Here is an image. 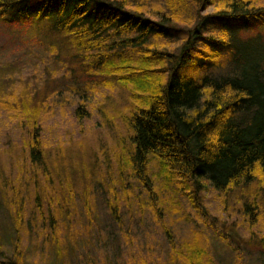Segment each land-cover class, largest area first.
Wrapping results in <instances>:
<instances>
[{
    "label": "trees",
    "instance_id": "1",
    "mask_svg": "<svg viewBox=\"0 0 264 264\" xmlns=\"http://www.w3.org/2000/svg\"><path fill=\"white\" fill-rule=\"evenodd\" d=\"M150 1L0 0V19L9 25L31 23L38 34L54 35L70 58L69 67L84 80L99 73L106 85L116 83L127 90L128 114L122 117L130 133L116 172L122 199H134L139 206L134 213L153 207L161 217L165 208L181 206L184 197L200 211L202 194L214 190L225 198L235 193L254 224L258 207L264 208V189L252 188L264 177V5L259 0H164L170 14L157 22L145 15ZM207 8L214 12L203 15ZM181 16L182 22L189 19V29L178 26ZM216 26L221 29L211 32L219 35L205 37ZM206 61L227 72L207 77ZM86 106L82 95L77 118L89 115ZM23 108L32 109L28 119L35 121L36 107L23 102ZM26 149L31 167L44 174L52 169L39 136L33 135ZM66 167L62 157L54 160V176L61 177ZM71 184H62L64 196L50 199L46 209L37 201L38 210L46 211L41 212L42 221L52 224L48 228L55 227L57 217L66 219ZM118 194L110 188L106 202L121 226ZM216 221L206 219L204 225L216 233ZM14 228L4 229L10 242ZM164 229L173 264L212 263L197 237L182 252L170 226ZM215 236L237 252L230 237ZM4 242L0 237V251ZM2 256L0 264H25L16 250L12 258Z\"/></svg>",
    "mask_w": 264,
    "mask_h": 264
},
{
    "label": "rangeland",
    "instance_id": "2",
    "mask_svg": "<svg viewBox=\"0 0 264 264\" xmlns=\"http://www.w3.org/2000/svg\"><path fill=\"white\" fill-rule=\"evenodd\" d=\"M259 2L264 5V0ZM147 7L151 16L145 15L154 16L157 22L170 14L164 0H152ZM213 12L207 8L203 15ZM180 18L178 26L189 29V19L182 22ZM26 26L0 19V237L5 241L0 255L12 258L16 250L23 254L25 264H173L171 241L164 229L170 226L176 248L183 252V245L195 243L197 237L208 249L206 259L212 260L208 264H264V208L258 207L252 224L235 193L225 198L220 192L206 191L200 211L184 197L181 206L165 208L161 217L153 207L134 213L139 206L134 199H122L116 172L118 155L125 152L130 133L122 117L125 111L128 114L127 90L116 83L106 85L99 73L84 80L77 69L69 67L70 58L57 38L53 40L54 35L38 34V27L31 23ZM220 29L210 27L204 35H219L211 31ZM206 64L209 66L203 71L211 79L227 72L223 66ZM82 95L89 115L79 119L75 109ZM23 102L36 107L35 121L28 119L33 116L32 109L23 108ZM35 134L52 168L45 171L47 175L26 162L27 144ZM59 157L67 166L61 177L54 176L53 168ZM67 182L73 190L67 217L58 214V219L55 214V227L48 228L50 221L43 222L41 212H46L50 199L64 196L61 186ZM258 187L264 189V177L252 188ZM110 188L120 193L121 226L106 202ZM37 201L44 209L38 210ZM213 218L217 220L216 233L230 237L237 252L215 236L212 227L204 225L206 219ZM12 225L16 228L10 242L4 229Z\"/></svg>",
    "mask_w": 264,
    "mask_h": 264
}]
</instances>
